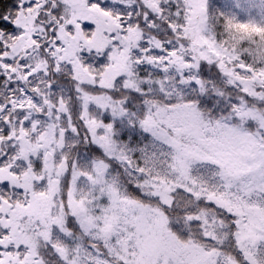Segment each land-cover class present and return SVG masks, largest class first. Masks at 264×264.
<instances>
[{
  "label": "snow or ice",
  "instance_id": "6c2138e0",
  "mask_svg": "<svg viewBox=\"0 0 264 264\" xmlns=\"http://www.w3.org/2000/svg\"><path fill=\"white\" fill-rule=\"evenodd\" d=\"M0 264H264V0H0Z\"/></svg>",
  "mask_w": 264,
  "mask_h": 264
}]
</instances>
